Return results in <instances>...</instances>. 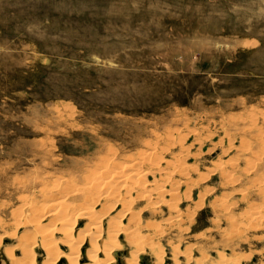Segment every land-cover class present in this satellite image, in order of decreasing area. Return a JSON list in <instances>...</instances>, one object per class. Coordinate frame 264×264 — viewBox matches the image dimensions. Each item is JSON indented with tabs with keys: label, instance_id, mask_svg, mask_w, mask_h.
<instances>
[{
	"label": "rangeland",
	"instance_id": "rangeland-1",
	"mask_svg": "<svg viewBox=\"0 0 264 264\" xmlns=\"http://www.w3.org/2000/svg\"><path fill=\"white\" fill-rule=\"evenodd\" d=\"M263 116L264 0H0V223L10 226L14 209L41 200L50 177L80 185L106 156L132 160L154 144L161 165L177 164L174 156L190 148L194 181L216 162L247 169L241 142L261 146L254 128L264 134ZM212 177L200 183L216 189L211 195L199 197L196 182L182 188L192 192L182 209L196 213L182 241L183 249L193 246L191 264L201 256L217 264L221 254L229 264H264V228L239 235L219 222L227 191L221 173ZM235 197L225 202L236 201L238 214L247 203ZM174 235L163 239L164 264H172Z\"/></svg>",
	"mask_w": 264,
	"mask_h": 264
},
{
	"label": "bare ground",
	"instance_id": "bare-ground-1",
	"mask_svg": "<svg viewBox=\"0 0 264 264\" xmlns=\"http://www.w3.org/2000/svg\"><path fill=\"white\" fill-rule=\"evenodd\" d=\"M256 121L254 120L255 123ZM254 129L258 130L255 134L261 146L253 147L247 143V140L245 144L241 142V147L239 146L241 149L237 148L251 165L247 169H239L238 164L223 165L214 162L215 165L212 163L214 168L209 167L207 175L199 174V180L196 178L197 180L194 181L189 176L191 173L199 172L198 166L188 164L185 161L187 157L184 155L190 148L187 150L185 149L187 146L183 147L182 155L174 156L177 164L165 162L161 165V160L154 159L157 152L156 146H153L156 144L153 145L147 141L145 144L149 143L148 146L150 144L153 146L150 145L151 147L146 150L140 148L142 151H138L140 153L138 158L132 157V160L129 158L120 162L111 154L113 158L106 156V159H101V161L104 160L103 163L96 166L93 172L86 174L80 185L59 174L58 179L50 177L40 186L41 200L27 202L29 200L26 201L29 198L27 196L24 199L26 202L19 206L21 211L17 214V211L13 210V218L15 214L17 218L15 222L12 221L10 225L12 228L5 222L0 223V249L3 248L7 259V263L4 264H147L148 257L152 259L148 264H164L166 248L163 239L176 229L179 235L169 237L168 243L166 242L170 249L171 263L182 264L181 258H184L186 264H191L195 261L193 249L191 250L193 246L183 249L182 241L183 234L189 235L195 229L193 215L196 213L192 214L189 207L182 209L181 201L189 198L188 196L192 193L187 191L188 196L186 193L182 194V188L186 187L185 190L190 191V185L196 182L192 187L197 185L202 188L199 197H203L206 193L211 195L216 192V189L204 188L200 183L204 184L217 172L221 173L220 188L227 191L223 193L225 195L221 194L224 200L217 205L220 207L217 220L223 221L222 223L226 221L234 228L237 227V230H232L239 235L245 231L247 233L249 230L263 229L264 134L263 129L258 127ZM174 130L177 131V129ZM169 132L170 130L168 135L171 137L172 130L171 133ZM184 134L180 136L183 135L186 138L187 135ZM173 137L172 139L175 138ZM183 138L179 137L178 140L184 142ZM169 144L173 145L170 141ZM164 149L167 150V148ZM252 172H255V177L247 178V175ZM178 174L182 175L179 180L176 179ZM150 176L152 180H149ZM245 179L251 182H249L250 186L241 189L240 185ZM252 194L261 196L259 201L252 200ZM229 195L238 197V202L247 203V208L236 214L235 209L238 203L225 202V196L229 197ZM201 200L203 202L202 198ZM165 211H167V217L164 215ZM147 213L150 215L146 218ZM159 217L163 218L157 221ZM6 239L15 243L4 247ZM16 252L20 255L18 256ZM39 257L42 258L41 262ZM207 257L209 256H201L196 263L206 264ZM228 262L225 254H221L217 264H229Z\"/></svg>",
	"mask_w": 264,
	"mask_h": 264
}]
</instances>
